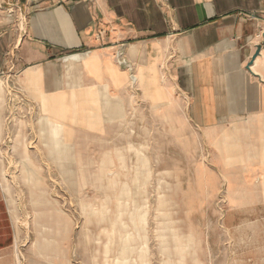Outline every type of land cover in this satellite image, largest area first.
<instances>
[{
  "label": "crops",
  "instance_id": "1",
  "mask_svg": "<svg viewBox=\"0 0 264 264\" xmlns=\"http://www.w3.org/2000/svg\"><path fill=\"white\" fill-rule=\"evenodd\" d=\"M9 77L39 129L59 126L62 160L182 106L208 144L201 190L225 197L229 264H264V0H0V137ZM16 244L0 162V264Z\"/></svg>",
  "mask_w": 264,
  "mask_h": 264
},
{
  "label": "rangeland",
  "instance_id": "2",
  "mask_svg": "<svg viewBox=\"0 0 264 264\" xmlns=\"http://www.w3.org/2000/svg\"><path fill=\"white\" fill-rule=\"evenodd\" d=\"M144 110L97 158L59 160L46 157L62 155L59 126L42 118L39 129L31 111L9 107L0 162L16 264H229L225 197L207 202L201 190L207 142L182 106L160 105L158 120Z\"/></svg>",
  "mask_w": 264,
  "mask_h": 264
},
{
  "label": "built area",
  "instance_id": "3",
  "mask_svg": "<svg viewBox=\"0 0 264 264\" xmlns=\"http://www.w3.org/2000/svg\"><path fill=\"white\" fill-rule=\"evenodd\" d=\"M119 62L122 65H127L129 66L128 62L119 56ZM6 84H7V92L9 95V102L11 105H16V106H9V107H13L14 109H18V108H26V102L27 100L25 99V97L23 96L21 89L19 88L18 85L14 84L11 80L10 77L8 79H6ZM29 111V110H27Z\"/></svg>",
  "mask_w": 264,
  "mask_h": 264
},
{
  "label": "bare ground",
  "instance_id": "4",
  "mask_svg": "<svg viewBox=\"0 0 264 264\" xmlns=\"http://www.w3.org/2000/svg\"><path fill=\"white\" fill-rule=\"evenodd\" d=\"M2 84V83H1ZM53 114H55V112L53 113ZM44 120L46 121V122H50L48 119H46V118H44ZM57 126L56 127H54V134H56V131H57ZM58 138H57V136L55 135V138H54V142H55V146L58 148ZM44 142V141H43ZM57 156H58V158H59V160H61L62 158L60 157L61 156V154H57ZM124 192V191H123ZM122 194V193H121ZM127 242V241H126ZM126 248V247H125ZM128 249V248H127ZM131 250V249H130ZM145 251V250H144ZM125 252V251H124ZM123 252V253H124ZM122 253V252H121ZM127 254V253H126ZM116 261V260H115ZM126 263V262H125Z\"/></svg>",
  "mask_w": 264,
  "mask_h": 264
}]
</instances>
